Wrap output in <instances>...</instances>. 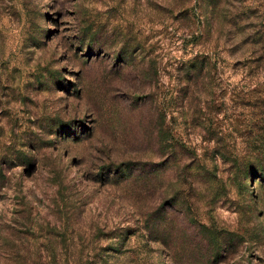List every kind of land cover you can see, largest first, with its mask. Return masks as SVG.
Returning a JSON list of instances; mask_svg holds the SVG:
<instances>
[{
    "label": "rangeland",
    "instance_id": "obj_1",
    "mask_svg": "<svg viewBox=\"0 0 264 264\" xmlns=\"http://www.w3.org/2000/svg\"><path fill=\"white\" fill-rule=\"evenodd\" d=\"M0 264H264V0H0Z\"/></svg>",
    "mask_w": 264,
    "mask_h": 264
}]
</instances>
